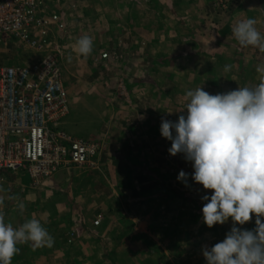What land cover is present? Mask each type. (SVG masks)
<instances>
[{
	"label": "crops",
	"instance_id": "crops-1",
	"mask_svg": "<svg viewBox=\"0 0 264 264\" xmlns=\"http://www.w3.org/2000/svg\"><path fill=\"white\" fill-rule=\"evenodd\" d=\"M43 1L45 15L56 13L63 23L47 29L52 48L70 57L78 38L92 37L91 53L124 57L119 73L126 91L112 96L107 90L115 84L106 70L118 68L110 62L98 70L102 78L86 81L101 94L89 93L81 104L64 83L71 124L66 119L62 128L98 141L92 166L61 169L38 182L0 172L6 222L18 227L36 218L54 238L50 248L17 245L11 264H205L202 249L223 240L231 218L212 228L202 223L205 190L191 181L189 162L168 154L160 121L176 120L189 89L216 94L258 83L264 52L241 47L232 27L254 18L264 35V0ZM38 52L0 44L9 63L27 64L23 57ZM181 170L189 174L187 186L176 179Z\"/></svg>",
	"mask_w": 264,
	"mask_h": 264
},
{
	"label": "clouds",
	"instance_id": "clouds-1",
	"mask_svg": "<svg viewBox=\"0 0 264 264\" xmlns=\"http://www.w3.org/2000/svg\"><path fill=\"white\" fill-rule=\"evenodd\" d=\"M232 35L241 47L264 52V35L254 18L237 22ZM92 46L93 38L83 35L75 51L87 56ZM230 69L224 66V72ZM255 71L259 80L252 87L216 94L201 86L187 90L176 120L160 121V136L170 141L168 154L189 162L191 181L205 190L200 197L202 223L212 228L231 218L223 240L202 249L205 264H264V64ZM176 179L187 186L189 174L181 170ZM249 221L253 228L240 227ZM25 243L50 248L54 238L39 219L13 227L0 212V264H11L17 245Z\"/></svg>",
	"mask_w": 264,
	"mask_h": 264
},
{
	"label": "built area",
	"instance_id": "built-area-1",
	"mask_svg": "<svg viewBox=\"0 0 264 264\" xmlns=\"http://www.w3.org/2000/svg\"><path fill=\"white\" fill-rule=\"evenodd\" d=\"M43 0H0V44L42 50L47 29L62 28ZM70 112L59 58L50 52L36 63L0 64V172L22 173L33 182L61 169L92 166L99 152L93 139L62 128Z\"/></svg>",
	"mask_w": 264,
	"mask_h": 264
},
{
	"label": "rangeland",
	"instance_id": "rangeland-1",
	"mask_svg": "<svg viewBox=\"0 0 264 264\" xmlns=\"http://www.w3.org/2000/svg\"><path fill=\"white\" fill-rule=\"evenodd\" d=\"M54 27L55 26L51 25L50 28L53 29ZM73 46H74V49H73L74 54H72V56H70V57H66V56H64L63 53H61V56H60V54L58 53V49H56V48L53 49L49 43L48 44L46 43L45 47L42 50H39L40 54L38 52V55H30L29 57L25 56V57H23V60L25 61V63H36L38 60L43 58L48 53H50V52L55 53L56 52L57 57L59 58V62H60L61 75L63 76L62 80L65 81V82L63 81V84L66 83L70 88L72 87L71 96H73L74 100L80 104L82 103V101H84L85 96H87V94H89V93H90L89 95H92V96H96V95L101 94L100 89H98L96 87L87 88L86 87V81L87 80H96L100 76L102 78L103 75L102 74L100 75L98 70H100L102 72L103 70H105V67L102 64L107 66V63L110 62L109 65L111 66V68L112 67H118V68L116 70L114 68H112V72L110 70L109 71L106 70L107 71L106 76H107L108 80L114 81V84H115L114 88L110 87L107 90H109L110 92H113L112 96L115 94H118V95L124 94V90L126 91V89L124 88L123 85H125V84L122 82V73H119L120 69H122V67H123L122 65L124 64V62H123L124 57H120V58L117 57L118 59L114 58V59H110V60H108V58H109L108 57L106 60V58L104 59L95 53L94 54L90 53L87 56H81L75 51V45L74 44H73ZM110 58H112V57H110ZM5 62L8 64H15V63H9L8 57L2 56L0 54V64L5 63ZM99 64H101V65H99ZM97 65H99V66H97ZM92 67L95 69V71ZM87 69H90V70L88 71ZM120 75H121V77H120ZM116 83H118V86ZM64 87L67 90L65 85H64ZM67 92H68V90H67ZM80 104H78V105H80ZM67 120H68L67 122L70 125L71 121L69 120V118ZM92 122L94 123V125L96 124L95 120H93ZM64 128H66V126H64ZM74 136H77V135H74ZM77 137H79V136H77ZM7 174H15V173L8 172ZM17 174L22 175L21 173H17Z\"/></svg>",
	"mask_w": 264,
	"mask_h": 264
}]
</instances>
